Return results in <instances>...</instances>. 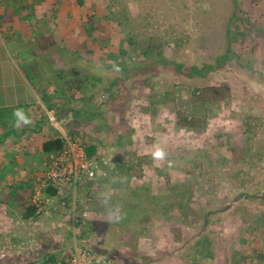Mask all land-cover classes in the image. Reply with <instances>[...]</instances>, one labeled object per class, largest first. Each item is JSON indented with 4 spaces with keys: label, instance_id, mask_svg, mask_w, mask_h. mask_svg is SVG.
Here are the masks:
<instances>
[{
    "label": "rangeland",
    "instance_id": "1",
    "mask_svg": "<svg viewBox=\"0 0 264 264\" xmlns=\"http://www.w3.org/2000/svg\"><path fill=\"white\" fill-rule=\"evenodd\" d=\"M39 13L35 42L5 46L39 102L26 114L0 94V137L19 135L0 142V264H47L56 231L72 234L65 214H27L61 132L107 162L88 246L116 264H264V0H53ZM10 71L0 82L16 90Z\"/></svg>",
    "mask_w": 264,
    "mask_h": 264
},
{
    "label": "built area",
    "instance_id": "2",
    "mask_svg": "<svg viewBox=\"0 0 264 264\" xmlns=\"http://www.w3.org/2000/svg\"><path fill=\"white\" fill-rule=\"evenodd\" d=\"M59 139L62 147L45 153L42 167L34 174L31 205L39 212L65 214L71 223L73 243L57 264H113L107 253L97 252L82 238L97 215L90 204L99 181L108 175L107 162L97 153L90 156L87 147L69 133L61 132ZM88 186L90 193L83 194Z\"/></svg>",
    "mask_w": 264,
    "mask_h": 264
},
{
    "label": "crops",
    "instance_id": "3",
    "mask_svg": "<svg viewBox=\"0 0 264 264\" xmlns=\"http://www.w3.org/2000/svg\"><path fill=\"white\" fill-rule=\"evenodd\" d=\"M52 4H53V0H41V2H37L35 0H27V2L25 3H24V0H0V68L5 66L6 64L7 68L11 70L10 73L16 76V80L18 83V89L11 90V88L7 86L6 80H2L0 82V94H5L4 97L8 95L16 96V100L13 103L11 104H9V102L2 103L1 106L3 108H13V107L16 109L20 108L26 114H28L30 110L33 107H35V105L38 104L39 102V95L37 94L36 89L33 86V84L28 80L25 72L21 71L23 74L22 75L16 71V68H14L13 65H11V62H6L5 64H3V61L4 59H7L8 57L5 51V46L8 40L11 41V46L15 51H17L18 47H21L19 45L16 46L18 41H21V40H27V41L31 40V42L36 41V38L39 35V31L37 30L36 26L33 25V23L36 22L35 21L36 18L34 14L35 12L37 13L41 12V10L48 11L50 7L52 6ZM13 8H15L17 15H15ZM43 15H40V16H43ZM34 73H37V72L34 71ZM16 91H18V94H16ZM21 95L23 97H21ZM33 135H38V134L34 133ZM27 153L29 154L31 153V157L27 156L29 157V159L27 160L31 162L33 160L31 158L34 157L33 152L29 150ZM44 155L45 153L43 152V157ZM21 167H25V165L22 164ZM60 220H61L60 217L59 218L53 217L51 220L48 221V223L49 224H59ZM56 232H57L56 233L57 239L59 238V241H58L59 244L54 249L55 253L51 256L46 257L44 262H46L47 264H57L58 263L57 259H59V257L57 258L56 252H63V250H66L64 249L65 247L63 248V246H66L67 248H69L71 244L73 243L72 234L71 235L68 234L66 236L64 235L63 232H65V229L63 231L59 230ZM94 250H96L97 252H104V251L108 252V248L104 245L95 246ZM41 261H42V258L39 257L35 262H38V264H40ZM115 261L116 260L113 259V264H116ZM41 264H44V263H41Z\"/></svg>",
    "mask_w": 264,
    "mask_h": 264
},
{
    "label": "trees",
    "instance_id": "4",
    "mask_svg": "<svg viewBox=\"0 0 264 264\" xmlns=\"http://www.w3.org/2000/svg\"><path fill=\"white\" fill-rule=\"evenodd\" d=\"M211 68L212 67L209 65L204 66L201 70L194 67L192 69L191 73H197L198 75H204V74H206L208 69H211ZM36 130L37 129H35L34 132H36ZM13 133H14V135L19 136L14 129H11L7 133H5L3 136L0 137V142L4 141L6 137L12 135ZM60 147H62V141L60 139L49 140V141L44 143L43 150H44V153H49V152H52L54 149H59ZM86 149H87V153L90 156H93L94 153L97 152V146L96 145H92L90 147H87ZM35 211H37L36 208L31 206V208H29V211L27 212V214L28 215H34ZM84 234H87V229L84 231Z\"/></svg>",
    "mask_w": 264,
    "mask_h": 264
},
{
    "label": "clouds",
    "instance_id": "5",
    "mask_svg": "<svg viewBox=\"0 0 264 264\" xmlns=\"http://www.w3.org/2000/svg\"><path fill=\"white\" fill-rule=\"evenodd\" d=\"M105 252V251H104ZM105 253H107V252H105ZM108 254V253H107ZM109 256H110V254H108ZM111 257V256H110ZM111 259H112V261H113V258L111 257Z\"/></svg>",
    "mask_w": 264,
    "mask_h": 264
}]
</instances>
